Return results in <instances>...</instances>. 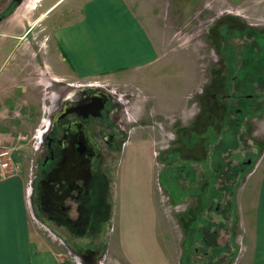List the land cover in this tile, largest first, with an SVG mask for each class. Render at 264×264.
<instances>
[{"label": "rangeland", "instance_id": "374dc122", "mask_svg": "<svg viewBox=\"0 0 264 264\" xmlns=\"http://www.w3.org/2000/svg\"><path fill=\"white\" fill-rule=\"evenodd\" d=\"M13 1L0 0V15L11 20L5 28L33 24L27 42L41 64L46 26L83 0H61L44 16L57 0ZM139 2L157 63L65 76L73 85L46 66L38 84L34 70L25 71L20 84L0 85V148L11 149L16 175L25 174L34 228L58 244L67 264H242L245 212L264 157V0ZM95 94L104 98V117L91 119L102 124L93 135L106 156L105 208L99 221L102 213L94 219L84 205L87 220L70 230L40 212L35 187L55 114ZM108 109H115L112 119ZM103 136H112L111 145Z\"/></svg>", "mask_w": 264, "mask_h": 264}, {"label": "crops", "instance_id": "0c3cea01", "mask_svg": "<svg viewBox=\"0 0 264 264\" xmlns=\"http://www.w3.org/2000/svg\"><path fill=\"white\" fill-rule=\"evenodd\" d=\"M60 1L41 15L54 10ZM139 1L83 0L77 9L54 16L46 26L49 46L41 64L37 62L39 53L30 49L27 42L33 24L24 31L12 30L4 25L11 20H0V57L4 58L0 63V85L20 84L16 79L29 70H34V83L38 84L43 81L45 66L52 74L68 76L73 81L76 77L113 75L153 66L159 60V52L139 6L134 4ZM29 55L33 56L30 62ZM71 79L67 78V85H73ZM25 186L22 173L0 181V264H67L58 244L40 236L34 228ZM233 196V217L238 218ZM250 206L249 212H245L249 216H245L241 261L264 264V157Z\"/></svg>", "mask_w": 264, "mask_h": 264}, {"label": "flooded vegetation", "instance_id": "af4514ba", "mask_svg": "<svg viewBox=\"0 0 264 264\" xmlns=\"http://www.w3.org/2000/svg\"><path fill=\"white\" fill-rule=\"evenodd\" d=\"M12 2L15 1L10 0ZM20 4L17 2V6ZM6 17L0 15V20ZM260 81L264 83V78ZM89 95L73 101L66 112L60 107V112L55 114L53 124L45 134L47 153L35 187L40 212L49 220L73 230L83 227L87 220L82 214L83 210L87 211L84 205L89 207L87 212L94 213V219L105 208L102 191L107 188V175L102 172V163L106 156L93 135L96 131L101 132L102 124L96 126L91 119L104 117L95 107L102 104L104 98ZM108 100L113 105V98L108 97ZM114 112L115 109H108L106 116L112 119ZM102 141L111 145L112 136H103ZM102 215L99 221H102Z\"/></svg>", "mask_w": 264, "mask_h": 264}, {"label": "built area", "instance_id": "2783aa9c", "mask_svg": "<svg viewBox=\"0 0 264 264\" xmlns=\"http://www.w3.org/2000/svg\"><path fill=\"white\" fill-rule=\"evenodd\" d=\"M15 172L12 151L8 147L0 148V180L6 179Z\"/></svg>", "mask_w": 264, "mask_h": 264}, {"label": "water", "instance_id": "95a60500", "mask_svg": "<svg viewBox=\"0 0 264 264\" xmlns=\"http://www.w3.org/2000/svg\"><path fill=\"white\" fill-rule=\"evenodd\" d=\"M101 106H102V104H100V105L97 104V106H95L96 107V110L99 111V109L101 108Z\"/></svg>", "mask_w": 264, "mask_h": 264}, {"label": "bare ground", "instance_id": "6f19581e", "mask_svg": "<svg viewBox=\"0 0 264 264\" xmlns=\"http://www.w3.org/2000/svg\"><path fill=\"white\" fill-rule=\"evenodd\" d=\"M33 4H34V3H33ZM24 6H25V5H24ZM24 6H23V7H24Z\"/></svg>", "mask_w": 264, "mask_h": 264}]
</instances>
